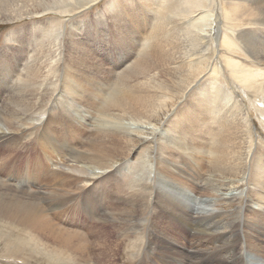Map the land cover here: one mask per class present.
I'll return each mask as SVG.
<instances>
[{
  "label": "bare ground",
  "instance_id": "6f19581e",
  "mask_svg": "<svg viewBox=\"0 0 264 264\" xmlns=\"http://www.w3.org/2000/svg\"><path fill=\"white\" fill-rule=\"evenodd\" d=\"M102 1L0 0L2 24L28 23L0 47V143L41 125L44 145L22 175L0 178V222L63 264H117L142 244L152 264H264V158L251 163L258 124L248 113L264 127V0H106L94 11ZM138 20L154 21L155 37H135ZM188 155L210 157L207 167ZM65 196L91 220L113 216L102 223L117 239L90 254L84 234L55 224L39 202L56 210ZM106 199L125 207L108 214ZM190 229L186 248L177 236Z\"/></svg>",
  "mask_w": 264,
  "mask_h": 264
},
{
  "label": "rangeland",
  "instance_id": "374dc122",
  "mask_svg": "<svg viewBox=\"0 0 264 264\" xmlns=\"http://www.w3.org/2000/svg\"><path fill=\"white\" fill-rule=\"evenodd\" d=\"M102 2H103L102 5H94L93 8H95V9H93V10L94 11L102 10L103 5L105 3L107 5L106 0H103ZM87 12L92 14V12L85 11L84 13L80 14V16H78L77 18H80V19L86 18L87 16H89ZM71 22L72 21L68 20L67 25L70 26ZM153 23H154V21L152 23H150V22L144 23V22H141L138 20L137 28L135 27L132 33L140 34V35H137L135 37L143 36L142 37V38H144L143 41H145L148 37H155V35L153 34V31L150 30L152 28L151 26ZM26 24H28V23H26L25 21L16 22L13 24H2V22L0 21V47H3L5 44H7L6 41L10 37V35L12 34L13 30L18 29V28L19 29L24 28L25 26H27ZM150 24H151V26H150ZM137 29H139V30H137ZM115 34L116 33L114 32L112 34V36H114ZM9 43L12 44L11 41ZM66 66H67V68L65 70L66 73H72L71 71H73V70H70L67 64H66ZM224 82L226 83V85H228V86L232 87L234 90H236V88H234L233 82L229 78H228V80H225ZM1 86L3 87L4 84L3 83L0 84V89H1ZM236 92L238 94L239 99H242L244 101L245 105L248 107L249 102L246 99H244V96H242V93L239 90H236ZM190 97H193V96L189 94L187 100L190 102V104H192L193 102H192V100L189 99ZM8 98H9L8 96L7 97L5 96L4 99H6V100L4 102H6L8 100ZM185 103L186 102H183V101L180 102L179 103L180 107H181V105H184ZM56 113L59 114L60 113L59 110H57ZM248 113L253 117V121L256 124H258L257 125L258 132L256 133L257 136L255 135L256 138L254 139L256 141L255 142V148L253 149L254 154H253L252 159H251V163H253L254 160H256L258 157H260L259 155L263 156V158H264V146H261V142H259L261 139L264 140V127L260 122H258L256 111L249 108ZM61 124H59L58 131L62 130V129H60L62 126ZM41 129H42L41 125H38L34 128H31L26 133H24V135L23 134L21 135V141L16 143V144L15 143H9V144L8 143H0V178L8 180L9 176L13 177V176L22 175L23 170L25 169L27 162L33 160V158L34 157L36 158V156H38L39 154L42 155L41 153L44 150L43 149L44 145H43V142L40 138L41 137ZM81 133H82V131H80V133H78V134L76 133L75 136L77 138H79V136H81ZM39 134H40V136H39ZM66 148H69V146H66ZM144 149H145V147H139L138 152L142 153L144 151ZM167 150L173 151L174 149L167 148ZM193 156H195V155H192V156L188 155L187 157L185 156V158H187V159H189V157L192 158L191 160H194L192 162L193 163L195 162L194 164L197 167H199V165L202 166L204 163H205L204 165H206L210 159V157L206 156L202 160V163L200 164L201 156H199V157H196L198 155H196L195 157H193ZM196 160L197 161L200 160L198 162L199 165L197 164ZM135 161H136L135 157H133V156L129 157V162L131 165ZM43 165L46 166L47 163H43ZM206 167H207V165H206ZM205 169L202 171V173L204 175H207V174L209 175L208 171ZM250 170H251V167H250ZM250 170H249V173H250ZM204 171H205V173H204ZM11 173L15 174V175H12ZM122 177L123 176H121V178ZM131 178H132L131 175H126L125 177H123V181H122V179L117 180L112 185L111 189L114 190L117 188H121V186H123V185H125V183L129 182V180ZM249 178H250V176L247 175V179H249ZM47 181L48 180H43V184H46ZM64 181L66 183L63 186V189L71 190V189L75 188V182L74 181L70 182L69 179H66ZM64 181L62 182L63 184H64ZM246 181L247 180H245V182L243 184V188H242L243 192H246L247 188L249 186L248 185L249 182L248 181L246 182ZM18 182L19 181H17L16 183L19 184L20 182L19 183ZM56 182L57 181H55V183H54V181H51V182H49V184L51 186L52 185L54 186L57 184ZM72 182H74V184ZM123 182H125V183H123ZM68 183H69V185H68ZM71 183H72V186L70 185ZM71 191H73L71 194V198H72V195L76 191H75V189H73ZM95 197H98V196H95ZM95 197H92V198H95ZM64 198H66V199L63 200ZM146 198H144L142 200L143 205L141 204L142 205L141 214H142V218H144L143 219L144 220L143 226L146 227L147 229H149L150 226L152 225L151 219L153 218L154 212L153 213L151 212L152 209H151V206L149 204L150 201H149V199H147L148 200L147 201ZM68 199H69V197L65 196V197L61 198L60 201H58V200L56 202L54 201L55 204H60V205L63 204V202H64V204L62 205L64 208H57L56 210L51 209L52 204L50 206V204L43 199H40L39 202H40V204H42L46 208L45 213L48 214V216L51 218L52 221L54 220L53 222L55 224H57L58 226H63V227L68 228L70 230L75 229L76 231H80L81 233H83L85 238L89 242V247H88L89 251L88 252L92 255H94L97 251H99L98 248H96L97 247L96 245H97L99 240L106 239V240H108V242L111 243L115 238L117 239L118 231L116 232L112 229L111 226H113V224H111V223H118V221H112L113 219L111 220V218H113V216H111V215L109 216L110 220L108 217L105 218V220L104 219L103 220L95 219L97 221L91 220L88 218L87 215H85L84 213L82 214V209H80V214L78 213V210L80 208V207L78 208V206L76 205V203H78V199H76V201H75V198L71 200V201L74 200L76 203L74 201H73V203L70 201L66 202ZM245 199H246V196L244 195L240 199V203L244 204ZM103 203L105 204L104 205L105 208L103 207L104 211L108 212V214L110 212H114L115 209L120 210L123 207H125L124 204H122V205L118 204L117 202H114V200L108 201L106 199L105 201H103ZM72 206H73V208H72ZM76 206H77V208H76ZM113 209H114V211H113ZM63 210L64 211L67 210V211L64 212ZM61 212H63V214ZM116 212H118V211H116ZM166 220H167L166 218L159 219L158 224H157V225H159L158 227L161 229H167V232L174 234V232H176V231L171 230V229H174L173 224L170 222H165ZM96 222H101V225H99ZM102 222L106 223V224H110L111 226L105 225ZM95 223H96V225H95ZM87 224H89V227ZM121 225L124 226L123 223ZM94 226H96V227L93 229ZM192 231L194 232V235H191ZM27 232L22 231L18 228H15V227H11L9 225H4L3 222H0V264H63L62 262L58 261L57 258L52 257L45 250L46 246H44L43 244H41L39 242L35 243L31 239L29 232L28 233ZM49 232L55 234L57 231L49 230ZM105 236H107V237H105ZM194 236H195V231L190 229V232L188 234H187V232L182 231L179 234V236H177V237L180 239L181 244H184V246H186V248H188L191 245V243L193 241L192 239L194 238ZM186 243H188V244H186ZM42 245L44 247L43 249L41 248ZM148 248H149V245L144 246V244H142L133 253H131L128 250H122L121 251L122 253L119 254L118 256H116V262H117V264L118 263L119 264H152L153 262L149 259L150 256H149ZM128 252H130V253H128ZM92 264H93V261H92Z\"/></svg>",
  "mask_w": 264,
  "mask_h": 264
}]
</instances>
